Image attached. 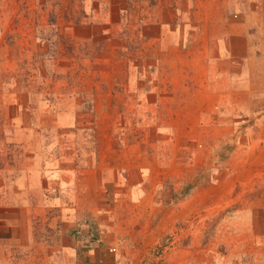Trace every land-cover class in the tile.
Returning a JSON list of instances; mask_svg holds the SVG:
<instances>
[{"label":"crops","instance_id":"0c3cea01","mask_svg":"<svg viewBox=\"0 0 264 264\" xmlns=\"http://www.w3.org/2000/svg\"><path fill=\"white\" fill-rule=\"evenodd\" d=\"M37 1V9L56 11L66 0ZM81 1L87 12L89 0ZM108 7L111 19L96 9V20L65 26L64 36L54 22L37 26L45 31L41 48L61 57L52 67L74 74L75 91L53 88L43 99H24L13 87L0 92V114L17 130L0 133V155L14 141L31 161L13 171L32 173L0 179V264H247L245 250L199 242L201 203L216 207L226 192L207 185L201 202L203 188L193 184L199 169L185 171L181 144L202 142L208 154L233 138L235 124L264 112V11L249 0H112ZM133 116L148 126L143 137L127 132ZM166 182L176 194L190 189L169 202L159 194ZM63 189L75 208L61 215L26 207L53 204L52 192Z\"/></svg>","mask_w":264,"mask_h":264},{"label":"rangeland","instance_id":"374dc122","mask_svg":"<svg viewBox=\"0 0 264 264\" xmlns=\"http://www.w3.org/2000/svg\"><path fill=\"white\" fill-rule=\"evenodd\" d=\"M2 1L7 6V10L0 13V86H3L0 92L3 93L4 90L9 92L13 87L22 91L24 99L29 94L34 98L39 96L43 99L48 97L49 91L55 92L53 88L58 92L54 93L55 95L70 94L75 91L74 74L69 73L68 69L66 73H62L52 67L53 64L61 63V60H58V57H61L48 55L50 48L47 46L41 48L47 45L46 41H43L45 31L37 26L40 23L54 22L56 24L54 31L64 36L67 31L65 26L90 21L87 17L96 20L93 14L96 9L102 11L101 17L111 19V11L106 15V7L109 8L108 5L112 0H89L87 12L81 0L70 2L66 0L61 6L53 0L52 3L58 6L56 11L37 9V0ZM249 5L258 7L257 10L261 12L264 11V0H249ZM127 15V11L122 12L120 20H126ZM75 65L73 58L71 67ZM23 100H20L22 105L19 106L20 111H23L26 105ZM11 113L9 112V118L12 117ZM245 117L237 119V122ZM131 118L132 122L135 121V125L130 124L127 132L129 134L134 131L132 134L138 138L148 126L139 124L142 121L140 116ZM248 120L245 125L235 124L233 138L226 143L222 142L208 154L204 151L202 142L187 141L181 145L185 149L183 158L185 171L191 173V170L199 169L193 176V184L203 188L199 196L201 202L206 198L207 185L226 192L223 202L216 207L210 208L202 203L200 205V219L196 224L197 228L199 227L198 231L201 232L199 240L201 245L207 244L212 239L214 242L212 247H216L218 252H226L231 248L236 252L245 250L242 256L247 259V264H264V112L251 115ZM15 131L17 130L11 119L7 121L0 114V133ZM137 144V146L149 147L147 142L141 139L137 140ZM4 149L7 151L0 155V167L5 166L7 170L6 173L0 172L1 181L15 183L19 182L20 176H24L27 180L31 178V172L26 175L19 174L16 169L13 171V168H20L19 164L29 165L31 159L27 157V152L18 147L14 141L5 142ZM43 159L41 158L42 161L45 160ZM184 177H186L185 173ZM170 187L169 182H166L159 190V194L163 197L167 196L169 202L178 201L190 189L183 188L176 194ZM46 191L47 189L41 188V193ZM70 193L71 190H56L52 192L53 199L50 200L55 203L46 204L47 202L41 197V201L44 202L41 203L42 205L26 207L43 208L46 213L49 210V213L52 211L61 215L64 208L74 207L69 204ZM178 227L180 232L182 228H187V224ZM47 228L49 227L45 225L43 230L48 232ZM188 229L190 231L184 230V232L193 231L191 225ZM217 232L222 238L216 237ZM182 239L186 243L190 237L184 235Z\"/></svg>","mask_w":264,"mask_h":264}]
</instances>
